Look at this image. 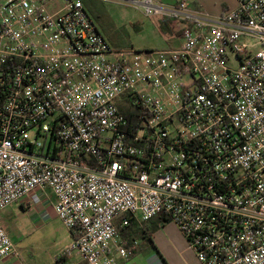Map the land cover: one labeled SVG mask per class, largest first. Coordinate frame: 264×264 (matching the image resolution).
I'll list each match as a JSON object with an SVG mask.
<instances>
[{"label":"built area","instance_id":"2783aa9c","mask_svg":"<svg viewBox=\"0 0 264 264\" xmlns=\"http://www.w3.org/2000/svg\"><path fill=\"white\" fill-rule=\"evenodd\" d=\"M0 1V213L53 193L75 233L63 264L128 259L116 221L158 217L201 264H264V0L215 18L128 0L185 23L179 49L143 52L111 46L82 0Z\"/></svg>","mask_w":264,"mask_h":264},{"label":"rangeland","instance_id":"374dc122","mask_svg":"<svg viewBox=\"0 0 264 264\" xmlns=\"http://www.w3.org/2000/svg\"><path fill=\"white\" fill-rule=\"evenodd\" d=\"M188 1L191 5L200 2L213 11L221 4V0ZM97 11L100 17L93 13V20L112 46L136 52L167 48L153 19L140 9L118 1H104ZM0 223L23 264H56V258L71 245L69 230L51 208L35 205L26 210L13 203L1 212Z\"/></svg>","mask_w":264,"mask_h":264},{"label":"crops","instance_id":"0c3cea01","mask_svg":"<svg viewBox=\"0 0 264 264\" xmlns=\"http://www.w3.org/2000/svg\"><path fill=\"white\" fill-rule=\"evenodd\" d=\"M87 11L92 14L94 13L97 17H100L97 11V8L100 3L104 1H118L126 5H132L137 9L141 8L136 7L133 3L128 0H82ZM158 3L176 6L182 0H155ZM188 9L190 12L195 14H208L210 17H218L224 12L233 9L237 6L235 0L231 2H226L221 0V4L217 10H209L200 2L190 4L188 0ZM65 3L64 0H50L48 3V9L52 12H56L63 6ZM144 14V12H143ZM145 15V14H144ZM93 18V17H92ZM152 18L161 37L165 40L167 48L162 50L169 49H179L182 45L181 35L174 33L167 27L162 18L163 17H149ZM97 25V24H96ZM98 27V26H97ZM99 29V28H98ZM100 31V30H99ZM108 41V40H107ZM112 46V45H111ZM114 47V46H113ZM115 49H118L114 47ZM120 50V49H119ZM154 51V50H148ZM56 202L55 196L50 191L47 192L45 199L42 201L40 206L51 208L54 211V204ZM24 209L30 210L26 203L17 202ZM39 206V205H38ZM55 212V211H54ZM1 214V213H0ZM116 226L122 227V220L118 219L116 221ZM126 230L120 233L121 238L125 237L126 241H138L139 246L134 250L133 254L128 259L121 258L116 254V264H201L196 257L195 252L190 248L186 238L179 231V229L171 222L167 221L163 217H158L147 223H140L136 219L132 220L130 225ZM7 232V231H6ZM70 232V239L73 242L75 238V233ZM8 233V232H7ZM9 235V234H8ZM10 237V236H9ZM123 239V238H122ZM124 240V239H123ZM115 252V248L113 249ZM78 264H86L83 261L78 259L74 260ZM0 264H23L18 253L17 258L3 259L0 260ZM56 264L57 262L56 258Z\"/></svg>","mask_w":264,"mask_h":264},{"label":"trees","instance_id":"16d2710c","mask_svg":"<svg viewBox=\"0 0 264 264\" xmlns=\"http://www.w3.org/2000/svg\"><path fill=\"white\" fill-rule=\"evenodd\" d=\"M164 24L170 28V30L174 33H177V34H182L183 32V29L185 28V23L184 22H181V21H178L176 19H173V18H166V17H163L162 18ZM122 220V219H120ZM130 227V226H128ZM128 227H125V229H121L119 226H117L118 228V231L121 233L122 231L126 230ZM124 240H126L125 237H122ZM57 262L59 264H63L64 263V259L59 256L57 257Z\"/></svg>","mask_w":264,"mask_h":264}]
</instances>
